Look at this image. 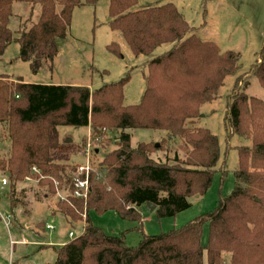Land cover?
I'll return each mask as SVG.
<instances>
[{
    "label": "trees",
    "instance_id": "trees-1",
    "mask_svg": "<svg viewBox=\"0 0 264 264\" xmlns=\"http://www.w3.org/2000/svg\"><path fill=\"white\" fill-rule=\"evenodd\" d=\"M99 1L0 0V56L16 42L19 59L28 62L34 74L45 65L52 68L58 41L69 35L74 9L95 8ZM16 2L40 8L37 21L30 28L20 26L17 36L9 28ZM137 3L109 0V17L111 29L121 33L133 54L149 58L139 104L124 105L129 78L92 92L84 86L32 84L0 76V124L10 143L7 155L0 157V171L8 176L14 204L19 202L16 186L26 178L54 195L66 190L52 212L70 222L84 221V228L78 238L54 247V264H226V255L229 264H264V101L248 95V81L240 87L238 77L227 103L225 127L229 139L240 136L251 146L239 148L231 195L180 228L144 234L135 247L123 235H107L92 222L90 212L113 211L123 220L140 223L141 230L140 209L147 203L156 206L158 218L175 217L191 206L190 197L208 192L222 160L217 136L195 126V121L200 107L215 100L226 78L239 71V55L202 41L172 3L133 10ZM165 45L168 50L155 55ZM119 48L116 43L109 46L116 54ZM249 75L264 87V42ZM61 126H91L94 136L102 129L121 132L116 149L92 167L86 199L73 196L76 167L66 162L72 144L60 141ZM129 129L166 132L164 144H169L166 151L173 158L151 157L163 144L133 147ZM226 175L224 171L223 178Z\"/></svg>",
    "mask_w": 264,
    "mask_h": 264
},
{
    "label": "rangeland",
    "instance_id": "rangeland-1",
    "mask_svg": "<svg viewBox=\"0 0 264 264\" xmlns=\"http://www.w3.org/2000/svg\"><path fill=\"white\" fill-rule=\"evenodd\" d=\"M167 3H172L183 13L202 41L214 43L223 52L237 53L240 57V69L235 75L226 78L215 100L200 107L201 115L195 121V126L209 129L217 136L221 151L222 160L214 174L212 186L205 195L190 197L188 201L191 206L175 217L160 219L155 211L151 212L147 206H143L140 209L141 230L137 228L140 223L123 220L113 211L102 215L90 212L95 226L107 235H123L131 247L137 246L144 234L160 235L212 212L220 198L231 195L235 187L234 172L238 168L239 148L251 146L250 140L236 135L229 139L226 132L227 103L233 94L237 77L240 87L248 81V95L264 101V87L257 77L249 75L264 42V0H138L133 10ZM13 15L9 28L17 36L16 31L20 26L30 28L37 21L40 8L16 2L13 5ZM112 43L119 45V54L109 49ZM58 47L52 68L45 65L40 72L34 74L29 63L19 59L20 45L13 42L0 56V76H6L12 81L20 77L24 82L32 84L84 86L92 92L104 84L129 78L124 87V105L141 102L146 90V62L149 58L135 56L121 33L111 29L109 0H100L95 8L76 7L69 35L58 41ZM169 47H161L155 55L163 53ZM58 131L61 142L69 139L73 141L72 148L66 153V162L75 167L85 165L89 146L91 169L97 167L106 154L116 149L121 133L118 130L102 129L94 136L91 126H61ZM128 132L131 134L133 147L139 143L163 144L161 150L151 155L152 158L161 161L173 158V153L166 151L169 144H164L166 132L147 129H129ZM9 147L6 129L0 124V157H4L6 153L3 150ZM224 171H227V175L223 178ZM2 176L8 178L7 174L0 171V177ZM24 187L26 190H23ZM24 191L27 192L26 198L23 197ZM46 193L49 199H45ZM56 194H59V198L65 197L66 191L61 189ZM55 196L36 180L26 178L16 186L19 202L14 204L10 182L5 187L0 185V264H54V247L43 250L35 243L52 241L61 244L81 236L84 221L74 223L61 214H53V204L59 199L57 196L54 202ZM47 225H52L55 229L48 230ZM19 240H27L28 245L19 243ZM203 244H208L207 227L204 230ZM226 259V264H229L230 256L226 255ZM204 260H207L206 252Z\"/></svg>",
    "mask_w": 264,
    "mask_h": 264
},
{
    "label": "built area",
    "instance_id": "built-area-1",
    "mask_svg": "<svg viewBox=\"0 0 264 264\" xmlns=\"http://www.w3.org/2000/svg\"><path fill=\"white\" fill-rule=\"evenodd\" d=\"M90 148L88 146L86 150V157L88 159L85 165L76 166V170L74 172V191L73 196L76 198L86 199L88 194L91 191L90 182H89V174L91 171L90 167ZM35 172H38L36 168H33ZM9 184V179L5 176L0 177V185L5 187ZM46 228L48 230L53 231L55 228L52 225H47ZM70 237H73V234L70 233Z\"/></svg>",
    "mask_w": 264,
    "mask_h": 264
},
{
    "label": "crops",
    "instance_id": "crops-1",
    "mask_svg": "<svg viewBox=\"0 0 264 264\" xmlns=\"http://www.w3.org/2000/svg\"><path fill=\"white\" fill-rule=\"evenodd\" d=\"M73 141L71 140V139H69V140H67V141H65V142H63V143H66V144H71ZM3 151H5V155H7V152H8V149H6V150H3ZM4 155V156H5ZM3 157V156H2ZM23 190H26L25 189V187H24V189ZM63 190V192L64 191H66L65 189H62ZM60 191V190H59ZM59 193V192H58ZM26 195H27V192L26 191H24V193H23V197H25L26 198ZM46 195V197H45V199H49L47 196H48V194L46 193L45 194ZM58 196V198H59V194L57 195L56 194V196H55V200H54V202L57 200V197ZM54 214V213H53ZM69 236H70V233H69ZM19 243H22V244H24V245H28L27 244V240H23V241H20L19 240ZM64 244H66V243H61V244H59V243H55V242H52V241H48V242H36L35 243V245H37V246H40V249H43V250H45V249H48V248H51L52 246L53 247H60V246H63ZM57 245V246H56ZM59 245V246H58ZM52 247V248H53Z\"/></svg>",
    "mask_w": 264,
    "mask_h": 264
},
{
    "label": "water",
    "instance_id": "water-1",
    "mask_svg": "<svg viewBox=\"0 0 264 264\" xmlns=\"http://www.w3.org/2000/svg\"><path fill=\"white\" fill-rule=\"evenodd\" d=\"M96 152H98V150H97ZM147 207L149 208V210H150L151 212H154L155 209H156V206L153 205V204H151V203H147Z\"/></svg>",
    "mask_w": 264,
    "mask_h": 264
}]
</instances>
